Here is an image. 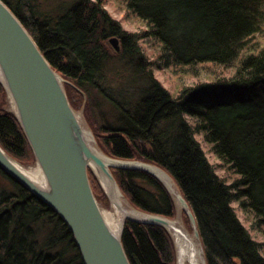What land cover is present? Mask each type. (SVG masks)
Listing matches in <instances>:
<instances>
[{
	"label": "trees",
	"instance_id": "1",
	"mask_svg": "<svg viewBox=\"0 0 264 264\" xmlns=\"http://www.w3.org/2000/svg\"><path fill=\"white\" fill-rule=\"evenodd\" d=\"M2 1L65 80L74 109L83 100L89 115L100 100L112 107L115 115L107 124L86 117L101 150L156 165L173 179L195 216L207 264H264V243L252 237L233 206L264 234V0H118L146 26L141 34L125 31L105 0ZM43 2L58 5L47 11ZM111 38L120 41L119 55L112 53ZM143 41L157 44V67L207 73L210 83L172 95L153 75ZM113 58L144 80L138 92L111 88ZM217 69L231 73L218 75ZM4 99L0 83V146L14 160L34 163L19 121L1 109ZM198 136L232 181L218 175ZM111 171L135 209L176 218V200L160 180L140 170ZM0 173L12 185L0 193V264H84L55 211ZM91 177L100 199L103 193ZM184 218L189 223L185 213ZM122 243L131 264H177L173 239L163 227L128 220Z\"/></svg>",
	"mask_w": 264,
	"mask_h": 264
},
{
	"label": "water",
	"instance_id": "2",
	"mask_svg": "<svg viewBox=\"0 0 264 264\" xmlns=\"http://www.w3.org/2000/svg\"><path fill=\"white\" fill-rule=\"evenodd\" d=\"M109 45L118 54L121 53L118 38H111ZM0 74L3 78H0V83L15 104L16 118L43 171L46 186L37 185L22 173L15 165L17 162L1 146L0 169L55 211L73 234L84 264H131L122 243L128 220L160 226L168 232V227L174 222L132 208L140 217H127L120 235H116L95 197L89 177L90 164L97 167L100 176L109 186L117 189L122 198L124 195L112 168L140 170L160 180L174 196L178 207L189 217L194 237L201 244L195 216L182 194L174 195L161 179V173L168 175L164 170L142 161L110 158L98 147L99 153L91 147L82 115L73 109L69 101L65 80L53 69L21 20L2 0ZM88 131L96 144L91 131ZM204 259V264H207L205 255Z\"/></svg>",
	"mask_w": 264,
	"mask_h": 264
},
{
	"label": "rangeland",
	"instance_id": "3",
	"mask_svg": "<svg viewBox=\"0 0 264 264\" xmlns=\"http://www.w3.org/2000/svg\"><path fill=\"white\" fill-rule=\"evenodd\" d=\"M43 4H44L43 9H45L47 11L54 10L58 5L57 2H43ZM104 7L106 8V10L109 12V14L115 20H117L118 22L121 23V25L125 31H127L129 33H138V34H141L145 31H147L146 26L134 14L128 12V10L125 8V6L120 1H118V0H105ZM141 45H142L143 51L145 52L147 60L149 62H153L155 65L153 67V75L155 76L157 81L165 89H167L172 95L176 96L184 87H193V86H196L199 84L210 83V81H211L210 75H207V73L200 74L199 76H197V75L193 76V75L185 74V73L182 75L180 69H178L177 72H174L172 69H167L164 66L163 67H157V65L155 64L157 57H158L157 44L154 43L153 41H151V42L150 41H147V42L143 41ZM120 46H121V44H120ZM110 48L112 50L113 55L114 54L115 55L120 54V53L118 54L111 45H110ZM121 52H122V48H121ZM217 70L218 71L215 73H217L218 75H227V74L231 73L230 70H222V69H217ZM108 75H109V78H110L111 83H112L111 88L118 89L119 92H123V91L127 92L129 90V94L132 93V95H133V94H135V92H138L144 86V80H142L141 78H136L134 76V75H136V74H134V71L131 70L130 68H127L124 65L123 61L118 60L117 58H113V60L111 61L110 66H109ZM64 87H65V84H64ZM4 90H5V88H4ZM129 94L126 93L125 98H129L131 100L132 95L130 96ZM10 98L11 97L9 96L7 91L5 90V99H4L3 103L1 102L2 103L1 109L16 117V115H15L16 113L14 111H12V108H11ZM76 99H78V101L79 100L81 101V97H79V96H77ZM74 110L82 115V118H83V121H84L86 127L91 131L95 140H96V136H95V132H93L92 125L93 124H95V125L96 124L97 125L102 124L103 125V124H107L108 122H112L113 116L115 115L112 112V107H110V105L108 103L103 102L102 100H100V104L98 106H96V108L92 107V110H90L91 111L90 115H89V113L86 114V112H85L86 102H84V100L82 101L81 106H79L78 109H74ZM87 116H88V118H91V121L93 122L92 125L90 122L87 121V119H86ZM198 140L201 143L202 148L205 151L210 163L216 169L218 175L222 178H226L227 180L232 181V179H234L233 176L226 174V172L224 170V166H223L224 164L212 153L210 146L204 141L203 137L198 136ZM96 144H97L98 149L103 154L108 156L105 152H103L101 150L97 141H96ZM108 157H110V156H108ZM110 158H112V157H110ZM16 162L25 168H35L37 166L36 161L34 163H30V164H22L18 161H16ZM90 171H91V175H93L97 179L98 184H99L100 189H101V192L103 193L102 196L100 197V199L96 198L101 209L103 211H107V212L112 211L113 210V204H112L111 200L109 199L106 192L104 191V189H103L99 179L97 178V176L94 174V172H92V170H89V177H90L92 188H93V184H92V177L90 175ZM11 190H12L11 183L8 182V180H6V178L0 173V193L4 192V191H11ZM104 196L106 199L104 198ZM124 199L130 205L131 208L135 209L130 204V202L125 198V196H124ZM233 206L236 208V211H237V214H238L240 221L250 231L252 237L257 242L264 243V234L261 233L260 231H257L255 228H253L252 219L247 217V215L240 210V208L238 207L237 204H234ZM177 209L178 210H177L176 218L172 219V220H174V221L181 220L182 225L186 229V231L191 236L194 237L193 227H192V224L190 222V219H189V223H187L186 219L184 218L185 212L184 211L179 212L178 205H177ZM170 236L173 239V242L175 245L176 255H177V264H178L177 246H176L175 239L173 238L172 234H170ZM201 247H202V245H201ZM202 249H203V247H202Z\"/></svg>",
	"mask_w": 264,
	"mask_h": 264
},
{
	"label": "bare ground",
	"instance_id": "4",
	"mask_svg": "<svg viewBox=\"0 0 264 264\" xmlns=\"http://www.w3.org/2000/svg\"><path fill=\"white\" fill-rule=\"evenodd\" d=\"M0 78L1 80L3 79L1 74ZM10 102L12 111L16 113L15 104L12 98H10ZM85 130L87 131V139L89 144L96 152L99 153V150L97 149L93 138L89 134L87 127H85ZM15 165L34 183L41 187L46 186L45 177L40 165L37 164L35 168H25L19 165L18 163H16ZM90 169L92 170V172H94V174L99 177L104 191L107 192L106 194H108L113 200V210L110 212L102 210V212L112 231L119 236L125 219L127 217L138 218L139 215L130 207L126 200L119 195L117 189L109 186L105 182V180L100 176V173L94 164H90ZM160 177L172 190L174 195H178L180 193L179 189L177 188L175 182L171 177L164 173H161ZM178 208L179 212H181V208ZM168 230L172 234L176 242L178 252V264H204V253L199 240L191 236L186 231V229L182 225L181 220L174 221L171 227H168Z\"/></svg>",
	"mask_w": 264,
	"mask_h": 264
}]
</instances>
